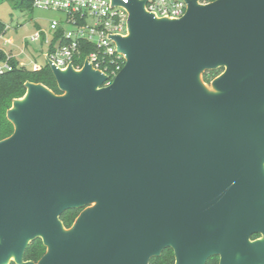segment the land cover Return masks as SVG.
<instances>
[{
  "label": "water",
  "instance_id": "95a60500",
  "mask_svg": "<svg viewBox=\"0 0 264 264\" xmlns=\"http://www.w3.org/2000/svg\"><path fill=\"white\" fill-rule=\"evenodd\" d=\"M185 1L169 18L113 0L129 12L113 81L50 64L62 94L26 82L14 99L0 264H149L167 248L175 264H264V0ZM218 68L210 92L200 76Z\"/></svg>",
  "mask_w": 264,
  "mask_h": 264
},
{
  "label": "built area",
  "instance_id": "2783aa9c",
  "mask_svg": "<svg viewBox=\"0 0 264 264\" xmlns=\"http://www.w3.org/2000/svg\"><path fill=\"white\" fill-rule=\"evenodd\" d=\"M1 1V0H0ZM128 3L129 0H120ZM32 7L43 11H53L59 17L49 19L48 27L38 29L28 38L30 42H40L47 47L44 54L45 65H55L66 69L73 65L81 69L87 61L96 70L105 73L109 85L126 63L125 55L118 50L114 35L128 33L129 12L122 4L113 0H33ZM146 9L157 17L180 18L187 9L185 0H147ZM11 30L6 24L5 31ZM4 46L12 45L7 39ZM27 40L24 41L20 54L27 55ZM6 60L0 61V74L17 67L39 71L43 66L30 57L31 67L21 62L17 55L4 50Z\"/></svg>",
  "mask_w": 264,
  "mask_h": 264
},
{
  "label": "trees",
  "instance_id": "16d2710c",
  "mask_svg": "<svg viewBox=\"0 0 264 264\" xmlns=\"http://www.w3.org/2000/svg\"><path fill=\"white\" fill-rule=\"evenodd\" d=\"M12 5L21 10L31 9L33 0H8ZM202 3H208L214 0H200ZM6 24L0 22V33L5 31ZM6 53L0 49V61L6 60ZM11 62L15 67L11 71L0 74V140L9 137L14 131L13 123L7 117V111L12 107L16 98L24 96L26 93V82L41 83L47 86L56 94H62L59 89L55 76L48 65H45L39 71H33L24 67H17L15 59ZM211 79L216 78L223 72V68L209 71ZM81 209H72L61 215L64 226L70 228L76 218L79 216ZM258 235H254L253 239ZM47 247L41 239L32 242L25 251L24 259L26 261L37 262L46 253ZM219 256H212L206 264H219ZM10 264H16L11 262ZM149 264H175V255L172 248L165 249L160 256L150 259Z\"/></svg>",
  "mask_w": 264,
  "mask_h": 264
},
{
  "label": "rangeland",
  "instance_id": "374dc122",
  "mask_svg": "<svg viewBox=\"0 0 264 264\" xmlns=\"http://www.w3.org/2000/svg\"><path fill=\"white\" fill-rule=\"evenodd\" d=\"M59 16L58 13L53 11H43L34 8L25 10L17 9L8 0H2L0 2V22L9 24L11 30L7 31L3 35V38L0 37V45L9 53L17 55L18 59L28 67H31L30 57L38 63L45 65L44 54L47 51V47L40 42H30L28 38L36 30L47 28L49 19ZM4 39L10 41L12 45L4 46L2 44ZM25 40H27V55L20 54ZM209 71L211 70L204 71L200 76V80L208 91L216 92Z\"/></svg>",
  "mask_w": 264,
  "mask_h": 264
},
{
  "label": "flooded vegetation",
  "instance_id": "af4514ba",
  "mask_svg": "<svg viewBox=\"0 0 264 264\" xmlns=\"http://www.w3.org/2000/svg\"><path fill=\"white\" fill-rule=\"evenodd\" d=\"M215 78H212L211 80H214ZM81 211H82V209H81ZM260 235H258L257 237H259Z\"/></svg>",
  "mask_w": 264,
  "mask_h": 264
},
{
  "label": "crops",
  "instance_id": "0c3cea01",
  "mask_svg": "<svg viewBox=\"0 0 264 264\" xmlns=\"http://www.w3.org/2000/svg\"><path fill=\"white\" fill-rule=\"evenodd\" d=\"M1 1H2V0H1ZM1 1H0V2H1ZM5 24H6V23H5Z\"/></svg>",
  "mask_w": 264,
  "mask_h": 264
}]
</instances>
